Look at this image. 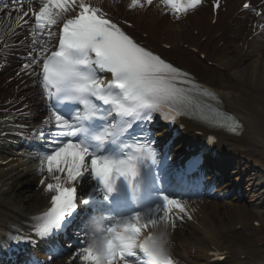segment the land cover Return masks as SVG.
<instances>
[{"label":"snow or ice","instance_id":"1","mask_svg":"<svg viewBox=\"0 0 264 264\" xmlns=\"http://www.w3.org/2000/svg\"><path fill=\"white\" fill-rule=\"evenodd\" d=\"M3 2L0 0V3ZM9 2L20 5L12 9L21 13L17 16V23L29 15L34 17L33 36L46 33L50 38L51 28L62 24L58 48L49 52L46 45L42 46L40 56H34L32 64L40 69L43 88L50 99L81 106L70 116L52 108L50 119L57 131L54 146L42 154L40 170H46L50 175L66 174L69 183L78 182L85 174L98 178L104 200H108L116 190L120 177L126 181L133 201L145 190L142 185H146L149 192L157 190L152 194L158 195L162 203L150 209L151 218H145L143 211L124 217L109 215L106 217L107 221H111L107 227L109 232L129 228L139 232L150 223L173 221L171 209L175 207L183 212L184 206L178 199L165 194L166 191H160L164 187V176L157 171V166L161 165L157 150L147 138L128 143L122 137L133 127V122L151 121L154 112L162 113L165 120L174 119L172 113L187 114L190 106L186 103V91L196 87L188 73L137 43L92 0H39L38 10L29 3L27 11L21 0ZM153 3L154 0H130L128 7L142 9ZM202 4L203 0H159L157 6L163 5L180 18ZM213 7H220L219 0H213ZM243 7L248 9L250 4L245 2ZM7 10L5 3L3 11ZM261 27L264 28V25ZM40 43L43 45V41ZM32 64L25 65V68H32ZM97 70L107 71L112 79L106 84L98 78ZM180 85L189 87L186 90ZM205 95L214 94L205 91ZM96 101L108 106L106 116L100 115L102 109ZM113 114L121 118L123 126L108 124L97 131L88 124L98 117L107 119ZM203 118L222 124L232 132L239 127L237 121L219 109H211L210 114ZM109 145L115 147H106ZM197 166L194 161L188 169L170 173L167 183L177 187L186 184L189 172ZM142 170L146 172L145 177L141 176ZM54 179L55 183L46 186V191L55 193L50 197L51 206L39 218L34 229L39 237L60 230L78 207L76 187L66 186L59 175H55ZM82 203L87 201L83 199ZM158 213L162 215L157 217ZM11 239L19 242L25 237L17 235ZM141 253L140 250L130 253L113 251L109 257L110 264H144ZM78 254L85 264H96L97 257L88 246L87 236L85 246L80 247ZM168 264H173V261L169 260Z\"/></svg>","mask_w":264,"mask_h":264},{"label":"bare ground","instance_id":"2","mask_svg":"<svg viewBox=\"0 0 264 264\" xmlns=\"http://www.w3.org/2000/svg\"><path fill=\"white\" fill-rule=\"evenodd\" d=\"M92 1H107L118 13L130 16L135 27L148 32L146 37L154 39L160 47L167 39L173 42L171 51L165 48L163 52L169 58L173 54V61L183 62L199 75L200 80L220 89L232 110L243 121L244 131L238 138L241 144L234 146L233 153L248 148L246 156L259 158V164L261 162L256 165V159L252 161L254 175L248 174L249 177L264 178V28L261 27L264 25V0H252L253 7L246 11H239L240 0H226L214 22L211 9L205 5L183 15L181 20H174L166 9L157 4L130 9V0ZM13 5H8L7 11L0 7L2 23L15 20L21 14L12 11ZM254 8H261L262 13L257 15ZM222 23L224 32L219 29ZM203 36L209 42L205 46L206 56L199 55L192 46H202L205 42ZM214 38L217 39L215 43ZM182 41H186L183 47L180 45ZM212 56L219 61L218 64L212 62ZM7 78L8 75H0V109L20 106L23 102L25 112L30 114L32 111L31 115H36L41 102L36 65L21 71L17 76L19 82L16 79L7 81ZM30 122L25 118L23 127L28 128ZM6 145V139L2 138L0 229H4L10 221L26 218L47 200L42 185L38 184L34 165L19 155L4 156L1 148ZM239 175L244 176L245 173L242 171ZM191 202L190 212L181 214L185 218L183 222L170 214L173 217V221H168L173 253L193 264H213L209 259V250L221 249L226 250V257L214 264H264V235L250 230L246 231L248 235L237 231L232 238L234 245L224 237L236 225H248L254 218L264 220V206L249 205L243 201L228 203L195 199ZM193 222L195 224L189 227ZM203 241L207 247H201L196 254L193 249ZM232 251L236 252L233 256L230 254ZM64 264H75V261L68 263L66 260Z\"/></svg>","mask_w":264,"mask_h":264},{"label":"clouds","instance_id":"3","mask_svg":"<svg viewBox=\"0 0 264 264\" xmlns=\"http://www.w3.org/2000/svg\"><path fill=\"white\" fill-rule=\"evenodd\" d=\"M144 215L147 218L148 212H144ZM87 228L88 246L97 257L96 264H110L109 257L113 251L130 253L136 250L144 253L146 264H168L169 260L173 261L167 220L150 223L139 232L131 228L109 232L102 217H93L89 219Z\"/></svg>","mask_w":264,"mask_h":264}]
</instances>
